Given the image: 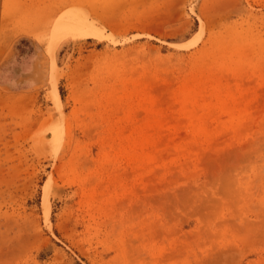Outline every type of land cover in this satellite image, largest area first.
<instances>
[{
    "label": "rangeland",
    "instance_id": "rangeland-1",
    "mask_svg": "<svg viewBox=\"0 0 264 264\" xmlns=\"http://www.w3.org/2000/svg\"><path fill=\"white\" fill-rule=\"evenodd\" d=\"M0 264H264V0H0Z\"/></svg>",
    "mask_w": 264,
    "mask_h": 264
},
{
    "label": "bare ground",
    "instance_id": "bare-ground-1",
    "mask_svg": "<svg viewBox=\"0 0 264 264\" xmlns=\"http://www.w3.org/2000/svg\"><path fill=\"white\" fill-rule=\"evenodd\" d=\"M76 15H78V14H76ZM86 16L87 15H85V17L84 16L74 17L70 21L68 20L69 22L66 20L69 23V27H73L72 31L69 32L68 36H70L73 39H75V37H96V38H100L102 36L101 27L98 25L99 23H97L95 20L94 21L89 20L88 18H86ZM45 21H46V19H45ZM63 22H65V21H63ZM64 27H66V26H64ZM68 36L66 34H63L60 37L61 38L60 40H63ZM174 44H179V43H174ZM52 90H53L55 103L58 106H60L61 105V98H60L58 88L56 86V81L53 84ZM47 190L48 189L46 187L43 188V192H44L43 205L45 208L44 209V218H45V220L48 221L49 213H50V207H49V203H48L49 200H48V191Z\"/></svg>",
    "mask_w": 264,
    "mask_h": 264
}]
</instances>
